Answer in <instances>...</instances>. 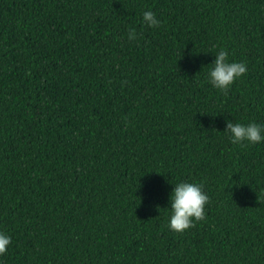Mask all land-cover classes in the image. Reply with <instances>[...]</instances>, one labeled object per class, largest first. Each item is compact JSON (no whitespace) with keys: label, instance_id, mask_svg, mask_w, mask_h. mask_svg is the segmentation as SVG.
<instances>
[{"label":"trees","instance_id":"1","mask_svg":"<svg viewBox=\"0 0 264 264\" xmlns=\"http://www.w3.org/2000/svg\"><path fill=\"white\" fill-rule=\"evenodd\" d=\"M225 119L264 125V0H0V264H264V142ZM181 180L208 200L175 232Z\"/></svg>","mask_w":264,"mask_h":264},{"label":"clouds","instance_id":"2","mask_svg":"<svg viewBox=\"0 0 264 264\" xmlns=\"http://www.w3.org/2000/svg\"><path fill=\"white\" fill-rule=\"evenodd\" d=\"M142 19L148 26H156L160 23L151 10H144ZM133 37L134 33L130 30L128 38L132 39ZM246 70L245 62L229 60L227 51L220 47L210 62L206 79L213 87L225 91ZM224 132L233 144L244 141L249 143L264 142V125L254 121L243 123L225 119ZM207 200L208 196L200 183L181 180L173 184L167 206L168 228L175 232H182L191 226L194 219L203 218L204 205ZM10 240L11 237L7 233L0 232V253L6 251Z\"/></svg>","mask_w":264,"mask_h":264}]
</instances>
